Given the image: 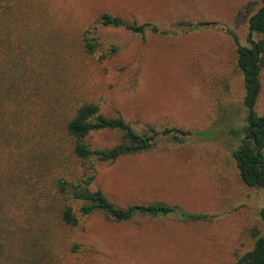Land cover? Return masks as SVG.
<instances>
[{
	"label": "rangeland",
	"instance_id": "374dc122",
	"mask_svg": "<svg viewBox=\"0 0 264 264\" xmlns=\"http://www.w3.org/2000/svg\"><path fill=\"white\" fill-rule=\"evenodd\" d=\"M0 1V77L24 78L0 83L4 142L13 143L12 153L0 147V264H237L253 248L255 232L264 235V189L242 181L231 154L236 142L226 134L240 131L246 118L229 30L248 45V23L235 18L249 1L257 9L264 0ZM105 13L170 34L147 30L143 37L96 24ZM180 21L218 24L190 29ZM89 28L100 43L94 54L84 49ZM111 45L117 52L101 60ZM261 84L256 110L264 115V69ZM14 87L22 91L18 101L8 94ZM84 102L140 132L151 125L195 134L183 144L163 137L150 150L85 164L64 128ZM214 129L215 135H196ZM121 139V132L104 129L88 142L109 148ZM91 174L90 189L119 207L164 202L213 217L185 221L175 212L117 222L95 211L68 225L63 204L79 213L82 202H65L57 181Z\"/></svg>",
	"mask_w": 264,
	"mask_h": 264
},
{
	"label": "trees",
	"instance_id": "16d2710c",
	"mask_svg": "<svg viewBox=\"0 0 264 264\" xmlns=\"http://www.w3.org/2000/svg\"><path fill=\"white\" fill-rule=\"evenodd\" d=\"M1 7L2 2L0 1ZM256 7L257 1H249L239 10L235 18L237 23H248V45L240 44L237 35L229 30V33L236 42V64L243 75L245 91L243 102L246 108V118L240 131L232 132L231 135L229 133L226 134L236 142V145L232 146L231 154L236 162L242 181L249 187H261L264 189V115L256 110V104L262 89L261 71L264 69V2L257 9ZM95 23L101 24L104 27H125L129 31L140 34L143 37H145L147 30L164 35L170 34L167 30H161L152 22L141 24L126 22L119 16L107 13L102 14ZM217 24L216 21H200L195 24L184 21L178 23L179 26H187L190 29L209 27ZM91 33L92 29L89 28L83 34L84 49L88 54H94L100 47L97 37L90 35ZM255 34L261 35V37L255 39ZM117 50V46L111 45L109 52L101 55L100 59L104 60L110 57ZM14 78L24 81L23 75L9 72L0 77V83H9L10 79ZM4 92H0V99L4 98V96H1ZM8 94H13L12 100L18 101L22 95V91L20 88L14 87L13 90H8ZM2 104L0 103V147H7L10 153H12V139H10L8 144L4 142L8 141L6 131L9 130H6L5 127L7 115ZM31 122L29 120L28 124ZM64 128L65 133L73 140V152L75 156L85 164L91 160L112 163L123 156L150 150L163 137H170L173 142L183 144L189 137L195 134L191 130L182 128H156L151 125H147L145 130L140 132L122 116L108 117L104 115L100 110V106L94 102H84L79 105L74 115L66 122ZM104 129L121 132V141L109 148H93L88 142L89 135L92 132ZM214 131L206 130L196 135L204 136L203 134H207L205 136H210L217 134L218 130L214 129ZM9 136L14 138L13 135L9 134ZM21 142L22 139L17 143ZM94 178L95 175L91 174L77 181L67 179H59L57 181L59 194L65 202L71 200L82 202L79 213L74 210L71 204H63L61 219L64 223L77 226L80 222L79 216H87L95 211H101L109 219L117 222L128 221L135 215L160 216L175 212L187 221H207L213 217L205 213L187 212L182 208H178V206L163 202L133 204L122 208L111 202L102 190L90 189ZM260 216L264 221V206L260 210ZM255 236L253 248L242 256L237 261V264H264V235H259L258 232H255Z\"/></svg>",
	"mask_w": 264,
	"mask_h": 264
},
{
	"label": "crops",
	"instance_id": "0c3cea01",
	"mask_svg": "<svg viewBox=\"0 0 264 264\" xmlns=\"http://www.w3.org/2000/svg\"><path fill=\"white\" fill-rule=\"evenodd\" d=\"M164 203V202H163ZM165 216H167V215H165ZM179 217H180V215H178ZM159 217H161V216H159ZM181 218V217H180ZM181 219H183V218H181ZM184 220V219H183ZM186 221V220H185Z\"/></svg>",
	"mask_w": 264,
	"mask_h": 264
}]
</instances>
